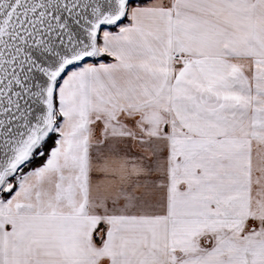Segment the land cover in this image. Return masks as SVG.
Returning <instances> with one entry per match:
<instances>
[{"label": "snow or ice", "instance_id": "snow-or-ice-1", "mask_svg": "<svg viewBox=\"0 0 264 264\" xmlns=\"http://www.w3.org/2000/svg\"><path fill=\"white\" fill-rule=\"evenodd\" d=\"M0 264H264V0H0Z\"/></svg>", "mask_w": 264, "mask_h": 264}]
</instances>
